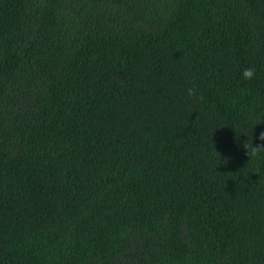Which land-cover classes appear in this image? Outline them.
<instances>
[{"label": "trees", "instance_id": "16d2710c", "mask_svg": "<svg viewBox=\"0 0 264 264\" xmlns=\"http://www.w3.org/2000/svg\"><path fill=\"white\" fill-rule=\"evenodd\" d=\"M262 132L264 0H0V264H264Z\"/></svg>", "mask_w": 264, "mask_h": 264}, {"label": "clouds", "instance_id": "9594fccd", "mask_svg": "<svg viewBox=\"0 0 264 264\" xmlns=\"http://www.w3.org/2000/svg\"><path fill=\"white\" fill-rule=\"evenodd\" d=\"M241 75L245 80H251L255 76V69L251 68V67L245 68V69H243ZM188 94L189 95H195V92L193 89H189ZM259 140L264 141V132H262L260 134ZM245 147L247 148L248 154L250 155L251 158H253V157H255L261 153H264V144L253 146V144L251 143L250 146L245 145Z\"/></svg>", "mask_w": 264, "mask_h": 264}]
</instances>
